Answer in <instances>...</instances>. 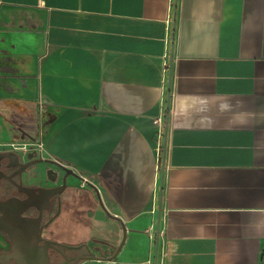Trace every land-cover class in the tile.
Masks as SVG:
<instances>
[{
  "label": "crops",
  "instance_id": "1",
  "mask_svg": "<svg viewBox=\"0 0 264 264\" xmlns=\"http://www.w3.org/2000/svg\"><path fill=\"white\" fill-rule=\"evenodd\" d=\"M32 111L71 264H264V0H0V142Z\"/></svg>",
  "mask_w": 264,
  "mask_h": 264
},
{
  "label": "water",
  "instance_id": "2",
  "mask_svg": "<svg viewBox=\"0 0 264 264\" xmlns=\"http://www.w3.org/2000/svg\"><path fill=\"white\" fill-rule=\"evenodd\" d=\"M170 99V92L168 100ZM168 123V115L166 117V129ZM167 143V130H165V138L163 143L162 155V178L165 170V149ZM12 155L19 157L18 153L13 151H0V159L3 157L11 158ZM31 156V155H30ZM40 157L38 160L41 161ZM1 179V176H0ZM52 190V189H51ZM54 193H59L55 191ZM51 196H53V194ZM50 196V197H51ZM50 197L48 202L51 204ZM35 203L31 197L21 198H8L5 200L0 199V230L4 231L13 244L11 252L0 253L1 264H12L14 260L17 264H51V258L48 252L49 246L57 248L56 244L42 237L41 217L42 211L38 216L23 215ZM41 241L43 243H41ZM49 242V244H48ZM66 262L61 261L60 264Z\"/></svg>",
  "mask_w": 264,
  "mask_h": 264
},
{
  "label": "flooded vegetation",
  "instance_id": "3",
  "mask_svg": "<svg viewBox=\"0 0 264 264\" xmlns=\"http://www.w3.org/2000/svg\"><path fill=\"white\" fill-rule=\"evenodd\" d=\"M17 153L19 157L12 155L11 158L3 157L0 159V199L5 200L12 197L24 199L30 196L35 205L23 212V215L38 216L40 211H42L41 226L43 234L47 213L46 199L48 195L52 193V190H48L47 188H49V186L47 185L30 184L24 178V174L33 164H35V160L39 159L41 155L34 150L26 152L25 156H23L20 152ZM61 188L62 185L57 187V189ZM60 195L61 193L55 194L52 197V200H57L59 202ZM3 233L4 232L0 230V234H2L4 238H7V236ZM56 246L57 248H52L51 255L57 258V264H60L61 261L66 262L65 264H71L74 262L77 254L69 255L65 248L58 244ZM4 250H11V248L4 249L0 247V251ZM70 258L71 260H69ZM75 263H77V261Z\"/></svg>",
  "mask_w": 264,
  "mask_h": 264
},
{
  "label": "rangeland",
  "instance_id": "4",
  "mask_svg": "<svg viewBox=\"0 0 264 264\" xmlns=\"http://www.w3.org/2000/svg\"><path fill=\"white\" fill-rule=\"evenodd\" d=\"M37 116H38V113L35 111H32L31 114H27L25 117L23 116L21 120L19 113L14 112L11 117H12V121L14 122L15 126L9 129L7 140H4V142H0V150L2 149L13 150L14 148L11 145L12 143H16V144L27 143L28 150L31 151L32 149L33 150L36 149V146H34L33 143L38 142L39 140ZM22 153L24 154V152ZM39 172H40L39 169H34L32 172L30 171V175H34V174L37 175ZM28 175H29V171H27L24 174V178L27 179ZM75 181L77 183V186H79L78 184L79 180L75 179ZM45 233H46V228H45ZM123 242L124 243L126 242L124 233L122 235V238L119 244L117 245V248H119ZM6 246H8V244ZM69 252L76 253L77 255H85L88 253V250L86 248H80V249H72Z\"/></svg>",
  "mask_w": 264,
  "mask_h": 264
},
{
  "label": "built area",
  "instance_id": "5",
  "mask_svg": "<svg viewBox=\"0 0 264 264\" xmlns=\"http://www.w3.org/2000/svg\"><path fill=\"white\" fill-rule=\"evenodd\" d=\"M154 121L156 124H158L161 127L162 123H163V117L159 116V117L155 118ZM162 133H163V130L159 129V139H160L159 143H161ZM11 145L14 148L13 150L20 152V153L24 152V154H25L26 152L30 151V150H28V147H27L28 144L27 143H24V144L12 143ZM33 145L36 146V149H34V151L39 153L41 148H42L41 142H35V143H33Z\"/></svg>",
  "mask_w": 264,
  "mask_h": 264
}]
</instances>
